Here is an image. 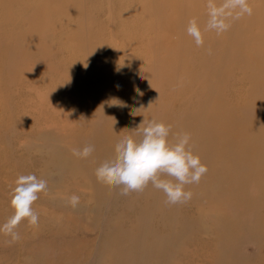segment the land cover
<instances>
[{
    "label": "rangeland",
    "instance_id": "1",
    "mask_svg": "<svg viewBox=\"0 0 264 264\" xmlns=\"http://www.w3.org/2000/svg\"><path fill=\"white\" fill-rule=\"evenodd\" d=\"M190 2L187 0L184 6ZM248 2L252 8L256 4L264 6L263 1ZM112 6L102 0H86L81 10L73 15L74 21L79 25L74 31L72 27L68 30L56 28L54 34L49 32L43 35V39H49L48 43L41 40L39 45L50 49L49 63L45 65L43 60L42 62L32 56L28 60L21 58L20 61H12V83L7 87L0 86V99L5 95L6 105L11 109L12 115L16 114V110L23 112L16 119L27 125L26 129L16 125L3 128L4 124L0 122L4 129L2 133L5 131L0 137V197L9 206L4 209L13 213L10 206L11 194L19 176L35 174L48 182L47 191L40 193L39 199L32 206L39 214L43 230L38 227L35 230L27 225L23 231H18L21 235L19 242L0 245V264H48L61 251L74 250L77 256L82 255L76 264H175V261L184 264L176 256L175 250L183 252L185 248L189 251L193 249L186 243V239L193 235L194 221L189 223L192 235L185 236L183 240L181 235L178 248L160 239L161 227L155 223L163 208L160 200L165 195L161 191L149 184L143 192H131L124 196L120 194L119 187L107 186L96 179L95 170L114 156L115 144L122 137L131 134V130L143 119L155 118L158 122L165 123L166 119L160 108L153 105L167 101L166 98L159 99L161 97L149 92L147 100L141 102L140 99L142 94L145 97L146 91L159 88L162 82H172L166 75L169 69H162L165 74L159 81L145 75L144 67L152 63L154 57L143 62L142 70L132 49L104 55L108 39L112 35L110 28L116 22L110 12ZM14 14L16 17L17 13ZM18 17L22 18V14L19 13ZM50 17L53 20L65 18L64 15L57 14H50ZM32 20L31 16L27 24V36L24 35L25 30L20 32L23 30L21 25L15 26L12 22L0 28L2 31L13 29L12 32L18 35L17 39L12 37L5 40L9 45L7 54L10 56H0V70L6 69L5 65L10 57L12 59L16 56H12L14 51L21 54L31 50L29 44L32 37L28 36V31L34 24ZM258 31L256 25H250L244 31L235 27L231 32L232 36L242 39L243 43L238 50L247 57L253 55L252 44L255 43L254 36ZM212 32L215 36L225 34ZM112 40L117 47L122 42L117 37ZM16 42L17 48L14 46ZM262 45L263 59L264 41ZM95 46L98 47L94 48ZM113 49L116 50L115 47ZM210 49V68L217 69L218 72L207 76L210 85L207 87L206 103L217 112L215 116L218 114L224 119L216 120L211 127L220 133L227 127L244 123V128L239 132L240 139L224 149L240 150L247 137L249 153L258 161L263 154L261 139L258 140L257 136L264 132V81L260 80H264V64L254 69L243 62L223 58L220 49ZM229 50L235 53L237 48L232 46ZM89 52L93 54L92 57L88 55ZM138 56L145 59V56H151V52L141 47ZM57 57L64 60H60L59 67ZM168 65L173 66L168 63L159 67ZM18 69L24 72L18 74ZM197 69L198 66L193 67V70ZM177 72L180 73L181 69ZM253 73L256 74L257 81L251 79ZM6 80L7 73L0 72V84L7 85L9 81ZM212 88L220 92L221 97L215 93L209 98ZM256 102L257 108L252 106ZM208 122H211L210 118ZM133 135L134 139H140L138 133ZM190 135V143L196 142L198 132L194 131ZM88 144L95 146V151L89 158L79 159L72 154V149H82ZM222 146L223 143L219 142L218 148L210 147L203 152L198 146L194 153L202 155L203 160L210 163L209 166H220V161L214 162L212 159L222 156ZM213 183L223 185L215 180ZM259 183L258 188L251 185L249 192V201L257 206L255 209L260 206L259 194L264 191V187H261L264 179ZM208 184L207 180L201 179L198 186L206 190ZM185 190L191 191L195 198L197 196L200 205L204 204V194L195 195L192 184L186 185ZM244 192L247 193L241 191V195ZM74 194L80 197V203L75 209L67 203L68 198ZM216 202L218 201L214 203ZM199 204L197 202V208ZM187 207L193 211L194 204L188 202ZM239 210L234 211L240 214L242 211ZM232 212V208L226 209L227 214L233 215ZM145 221L151 224V227L148 225L151 234L143 235ZM24 224H27L26 220ZM260 225L264 228V222ZM199 226L210 227V224L203 222ZM30 236L32 237L29 238ZM160 248L164 257L158 253ZM244 249L248 264H255V248L242 244L239 253L242 254ZM198 254L199 250H196L193 261L188 264L213 263L202 261ZM258 260L264 264V240L259 247ZM241 261L236 264H241Z\"/></svg>",
    "mask_w": 264,
    "mask_h": 264
},
{
    "label": "bare ground",
    "instance_id": "2",
    "mask_svg": "<svg viewBox=\"0 0 264 264\" xmlns=\"http://www.w3.org/2000/svg\"><path fill=\"white\" fill-rule=\"evenodd\" d=\"M85 1L0 0V28L12 22L15 26L21 25L20 27L23 30L20 32L25 30L24 35L27 36V24L31 16L34 23L28 31V36L32 37V41L29 44L31 50H27L21 54H18L17 51L12 53V56H16L8 59L5 65L6 69L0 70V72L7 73L6 81H9V83L7 85L0 84L1 87H7L12 83V80H10V65L12 61H20L21 58L28 60L32 56L39 58L41 61L43 60L45 65L49 63L51 58L49 54L50 49L45 45H39L41 40L45 44L48 43L49 39H46V37L43 39V35H47L49 32L54 34L56 28L68 30L69 27H72L74 31V28L79 25L74 21L73 15L81 10ZM102 1L110 3L111 6L113 5L110 8V12L113 13L116 22L110 28L111 37L122 39L121 44L117 47L114 45L112 38L109 37L108 48L105 49L104 55H110L113 51L122 52V50L132 49L142 65V70L143 62L147 58L154 57V61L144 67V73L146 76L155 78L158 81L165 74L162 69L170 70L166 75L172 82H162L159 88H156L154 91H146L145 97L142 94L140 101L147 100L149 92L158 98L161 97L159 99L166 98L167 101H161L158 105L155 104L153 106L160 108L163 118L166 119L165 124L171 128L169 141L174 142L176 134L181 132H189L190 134H193L194 131L198 132L199 136H197L196 142L192 141L190 146L193 154L199 156L201 163H204L208 169L205 174L206 177L202 178L203 181L207 180L209 182L206 190L200 189L196 183L192 184L195 195L199 193L204 194L205 202L203 205L199 204L197 196L196 198L192 196V199L189 201L194 204L193 211L188 209V202L180 205H170L165 203L166 197L160 200L163 208L160 210L155 223L161 227L160 239L178 248L177 244L179 241L186 238L185 236L187 235H192L189 223L190 221H194L193 235L186 239V243H189V246L193 249L189 251L185 248L183 252L175 250L176 256L184 264L193 261V254L196 250H199L198 255L204 262L210 261L213 262L212 264H236V262L242 260L241 264H248L245 249L242 254L239 253V247L242 244L255 248V264H261L258 257L259 247L264 240V228L260 225L261 222H264V191L259 194L261 202H258V206L260 205L258 209H255L257 206L250 203L249 192H251V185L254 184L258 188L259 182L264 179V132L261 136H257L258 140L261 139L260 142L263 146V154L258 161L249 153L250 148L246 145L247 137L244 138L245 145L240 150L224 149L234 145L240 139L239 132L244 128L245 124L237 123L218 133L211 125L216 120L224 119L220 118L218 114L215 116L217 112L209 108L208 102L206 103V96L207 87L210 85L207 76L209 73L218 72L217 69L210 68L208 46L213 49H220L223 58L233 59L237 63L243 62L254 69L260 68L264 64V58H261L262 43L264 41V6L256 4L253 7V15L244 16L239 21L232 22V27L228 32H225L223 36H215L212 31H204L207 22V0H188L191 2L187 6H184L187 0ZM256 1L264 2V0ZM14 13H17L16 17ZM19 13L22 14V18L18 17ZM143 13L145 16H143ZM50 14L64 15L65 18L53 20ZM92 17L94 18V16ZM191 19L197 20L204 34L205 45L202 48H198L192 37L187 35L186 27ZM250 25H256L259 31L254 36L256 38L255 43L252 44L253 55L247 57L245 54H242V51L238 50V47L243 43L242 39L232 36L231 32L235 27L239 31H244ZM12 31L13 29L0 30V56L3 54L10 56L7 54V47L9 45L5 40L12 37L13 39H17L18 37V35H15L16 32ZM209 42L211 43L209 44ZM16 45L17 42L14 45L15 48H17ZM128 45L133 48H130ZM150 45H152V49H150ZM232 46L237 48L235 53H231L229 50ZM96 47L98 46L94 48ZM141 47L149 49L151 56H145V59L143 57L140 58L138 55ZM88 55L90 57L93 56L91 52ZM97 56L96 54V59ZM60 60L64 61L59 57L56 58L57 64ZM110 63L114 65L112 61ZM168 63L173 64L174 67L171 65L163 68L159 67V65H166ZM194 66H198V69L193 70ZM178 69H181L180 73L177 72ZM20 72H24V70L19 71L18 69L17 73L19 74ZM200 73L201 75H199ZM80 77L83 76L80 75ZM256 78V74L253 73L251 79L257 81ZM260 80L264 81L263 79ZM215 93L221 97V93L212 88L209 98L215 95ZM253 105L257 108V102L252 103ZM21 113L23 112L16 110V114L12 115L11 109L6 105L5 95H3L2 99H0V122L4 124L3 128H10L16 125L21 129H26V123L16 119ZM209 118L211 122H208ZM1 124L0 137L5 134V131L4 134L2 133L4 129H2ZM219 142L223 143L222 149L224 152L221 154V157L212 159V161H220V166H209L210 163L207 160H203L202 155L194 153V149L198 146L201 152L210 147L218 148ZM213 180L222 182L223 185H215ZM255 187L253 186V189ZM261 187H264V185L262 184ZM241 191H247V193L244 192L241 195ZM215 201L218 202L214 203ZM197 202L199 204L198 208ZM5 207L9 206H6L5 200L0 197V225L12 215L9 210L4 209ZM227 208L233 209V215L226 213ZM235 209H240L239 211L242 212L237 214L234 211ZM3 210L11 215L6 214ZM235 221H237L236 224L234 223ZM174 222H176V225H173ZM203 222H209L210 227L202 226L201 228L199 225ZM27 225L23 221L17 231H23ZM148 225L151 227L149 221H145L143 235L151 234V229L148 228ZM37 227L43 230L39 222ZM32 228L37 230L36 227ZM181 235L182 239L180 240ZM9 239L10 237L0 234V245L5 244ZM158 253L161 257H164L161 248L158 250ZM80 258H82V255L77 256L75 250L74 252L61 251L55 259H50L48 264L52 262L54 264L74 262L76 264ZM176 263L177 261H175Z\"/></svg>",
    "mask_w": 264,
    "mask_h": 264
},
{
    "label": "clouds",
    "instance_id": "3",
    "mask_svg": "<svg viewBox=\"0 0 264 264\" xmlns=\"http://www.w3.org/2000/svg\"><path fill=\"white\" fill-rule=\"evenodd\" d=\"M206 8L204 31H215L218 35L229 31L232 22L253 15L248 0H207ZM186 32L198 48L204 47V34L196 19L188 22ZM207 51L211 54L210 48ZM170 132V126L155 118L143 119L131 130V134L115 144L114 156L95 170L97 181L119 187L120 194L124 196L131 192H143L151 184L165 195L167 204L189 202L193 193L186 191L185 186L198 184L208 169L201 163L200 157L193 154L189 133L176 134L175 142L170 143ZM136 133L140 136L138 140L134 139L133 134ZM94 151L95 146L88 144L82 149H72V154L79 159H87ZM15 185L10 201L13 213L0 225V234L10 237L9 244L21 239L17 229L23 221L26 220L29 227L38 226L39 214L32 206L39 199V194L47 191L48 182L35 174H28L19 176ZM67 203L75 209L80 197L74 194Z\"/></svg>",
    "mask_w": 264,
    "mask_h": 264
}]
</instances>
